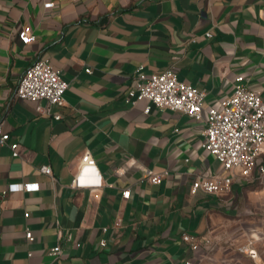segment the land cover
<instances>
[{"label": "crops", "instance_id": "1", "mask_svg": "<svg viewBox=\"0 0 264 264\" xmlns=\"http://www.w3.org/2000/svg\"><path fill=\"white\" fill-rule=\"evenodd\" d=\"M23 28L34 42L20 40ZM45 57L69 82L65 103L52 106L60 119L15 96ZM169 67L206 90V105L231 96L242 73L264 98V0H0V114L10 134L0 145V264H217L183 235L229 242L237 219L251 227L262 184L192 191L198 178L225 172L202 146L207 122L157 106L146 113L149 100L130 97L140 73ZM86 152L96 165L81 170ZM144 167L167 173L153 184ZM76 177L102 186L73 187ZM28 182L40 188L7 189ZM223 256L234 263L233 251Z\"/></svg>", "mask_w": 264, "mask_h": 264}, {"label": "built area", "instance_id": "2", "mask_svg": "<svg viewBox=\"0 0 264 264\" xmlns=\"http://www.w3.org/2000/svg\"><path fill=\"white\" fill-rule=\"evenodd\" d=\"M45 7H53V2H47ZM208 35H212L211 32ZM18 36L24 44L36 40V35L28 28L19 31ZM91 72L90 68L86 69ZM69 82L63 78L62 71L53 65L47 57L39 58L30 65L21 75L15 90L17 98L35 104V110L41 114L53 115L56 119L62 118L60 112L53 113L52 106H62L65 103V92ZM206 90L180 80L174 67L158 73H140L130 91V97L148 99L150 104L144 109L149 113L153 106L170 108L181 111L193 119H204L207 122L205 138L202 146L215 155L222 163L224 173L211 177H200L192 186V191L202 190L209 194L220 195L231 190L235 181L258 182L264 186V98L261 90L251 88L246 84L245 74H239L234 81V91L231 96L214 101L206 105ZM129 97V98H130ZM45 100V103L41 101ZM4 118L0 114V145L8 144L10 134L4 130ZM14 156H18L19 143L10 142ZM96 165L95 158L86 152L81 159V170L84 167ZM41 171L53 176L49 165L41 167ZM145 177L153 184L162 182L164 174L152 169L143 168ZM54 177V176H53ZM100 187L102 182L81 181L79 177L73 179L71 186L82 185ZM40 183H11L9 191L25 189L38 190ZM130 189L123 191V197L129 198ZM29 241L34 240L31 230L26 232ZM183 240L191 250L203 248L212 253L216 248V241L211 237L201 238L198 235L185 233ZM240 250L259 264V252L249 240ZM53 254L62 252L60 245L53 249ZM182 264H201L200 260L187 258Z\"/></svg>", "mask_w": 264, "mask_h": 264}, {"label": "rangeland", "instance_id": "3", "mask_svg": "<svg viewBox=\"0 0 264 264\" xmlns=\"http://www.w3.org/2000/svg\"><path fill=\"white\" fill-rule=\"evenodd\" d=\"M255 210L251 214L249 224L251 227L245 231L242 226L241 220L236 221V230L234 233V239L229 242L218 241L216 239V248L211 255L215 258L217 264H232L228 259L223 258L224 253L227 250L233 251L235 256L233 264H257L253 259L249 258L242 253L240 248L242 245L247 244L249 240L253 242V245L258 249L259 252V264H264V202L260 205H254ZM245 219V221H247Z\"/></svg>", "mask_w": 264, "mask_h": 264}]
</instances>
